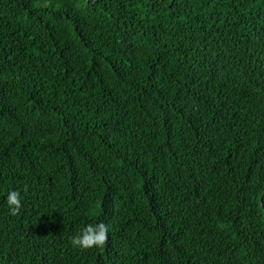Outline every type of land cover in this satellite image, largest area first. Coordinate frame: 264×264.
<instances>
[{
  "label": "trees",
  "instance_id": "1",
  "mask_svg": "<svg viewBox=\"0 0 264 264\" xmlns=\"http://www.w3.org/2000/svg\"><path fill=\"white\" fill-rule=\"evenodd\" d=\"M0 264H264V0H0Z\"/></svg>",
  "mask_w": 264,
  "mask_h": 264
},
{
  "label": "clouds",
  "instance_id": "2",
  "mask_svg": "<svg viewBox=\"0 0 264 264\" xmlns=\"http://www.w3.org/2000/svg\"><path fill=\"white\" fill-rule=\"evenodd\" d=\"M21 199L18 191H9L7 194V205L11 213L15 214L20 206ZM107 239V229L104 223L87 224L78 235L72 238L74 246L80 248L97 247L102 248Z\"/></svg>",
  "mask_w": 264,
  "mask_h": 264
}]
</instances>
